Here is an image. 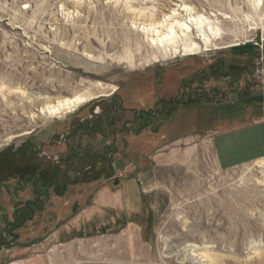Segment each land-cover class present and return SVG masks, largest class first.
Instances as JSON below:
<instances>
[{"label": "rangeland", "instance_id": "obj_1", "mask_svg": "<svg viewBox=\"0 0 264 264\" xmlns=\"http://www.w3.org/2000/svg\"><path fill=\"white\" fill-rule=\"evenodd\" d=\"M126 3L0 0V264H264V159L222 170L204 135L264 99V6L133 0L159 22L181 5L219 15L218 44H241L156 61ZM89 93L102 96L42 112ZM128 179L144 201L131 240L49 231L83 208L92 219ZM29 204L41 212L22 220Z\"/></svg>", "mask_w": 264, "mask_h": 264}, {"label": "crops", "instance_id": "obj_2", "mask_svg": "<svg viewBox=\"0 0 264 264\" xmlns=\"http://www.w3.org/2000/svg\"><path fill=\"white\" fill-rule=\"evenodd\" d=\"M255 100L248 95L242 102L249 104L239 106L233 115L214 118L211 128L204 134L209 138L216 162L222 170L264 159V99ZM225 102L226 96H223L215 105H223ZM117 187V191L107 187L102 189L98 203L103 206L99 207L98 213H93L92 219L84 217L83 208L62 221L58 236L72 234L81 239L92 228H97V233L103 236L130 239L132 235L140 234L144 228L140 214L144 201L139 187L134 179L120 182Z\"/></svg>", "mask_w": 264, "mask_h": 264}, {"label": "bare ground", "instance_id": "obj_3", "mask_svg": "<svg viewBox=\"0 0 264 264\" xmlns=\"http://www.w3.org/2000/svg\"><path fill=\"white\" fill-rule=\"evenodd\" d=\"M115 1L118 2L119 0ZM132 1L129 0L130 4H133ZM249 1L255 10L264 6L263 0ZM130 4L126 3L125 10L131 13L132 24L133 27L134 25L136 26L137 32L141 31V34L143 33L147 37L149 47L153 50V58L156 61L158 58L167 60L179 57H197L212 50L233 49L241 46V44H226L224 46L218 44V41L221 40L222 32L215 21L219 15L211 14L207 17L196 15L197 13L193 7L181 5L176 10H173L171 15L165 16L159 22L152 12L148 13L147 9H138L134 5L130 6ZM139 23H141L140 26H138ZM116 91L117 89H114L111 94ZM100 96H102V93H89L86 96H77L73 99L59 102L58 105L48 106L46 111L42 112L51 116L72 113L80 107L95 101Z\"/></svg>", "mask_w": 264, "mask_h": 264}, {"label": "trees", "instance_id": "obj_4", "mask_svg": "<svg viewBox=\"0 0 264 264\" xmlns=\"http://www.w3.org/2000/svg\"><path fill=\"white\" fill-rule=\"evenodd\" d=\"M51 181H52V180H51ZM39 198H40V196H38V200H39ZM30 205H31V206H30ZM27 206H29L30 208L32 207V209L29 211V213H25V212H24V213L20 216L22 220L31 217V215H33L34 211H35V213H36V212H41V209H37V208L33 209V207H36L34 204H29V205H27ZM78 211H79V210H77V212H78ZM77 212H74L71 216H73V215L76 214ZM56 214H57V213H56ZM71 216H69V217H71ZM69 217H68V218H69ZM68 218H67V219H68ZM67 219H66V218H65V219H62V221L64 222V221L67 220ZM22 220H21V221H22ZM29 221H31L30 218H29ZM54 222H57V225H55ZM60 223H62V222H58V219H54L53 223L50 224V228H49L50 230H49V231H50V232L55 231V230H56V229H55L56 226L58 227ZM14 226H15V228H16V230H17V229L21 228L22 225H20V224H15ZM46 235H48V234H46ZM45 237H46V236H45Z\"/></svg>", "mask_w": 264, "mask_h": 264}, {"label": "built area", "instance_id": "obj_5", "mask_svg": "<svg viewBox=\"0 0 264 264\" xmlns=\"http://www.w3.org/2000/svg\"><path fill=\"white\" fill-rule=\"evenodd\" d=\"M262 75H264L263 73H261Z\"/></svg>", "mask_w": 264, "mask_h": 264}, {"label": "flooded vegetation", "instance_id": "obj_6", "mask_svg": "<svg viewBox=\"0 0 264 264\" xmlns=\"http://www.w3.org/2000/svg\"><path fill=\"white\" fill-rule=\"evenodd\" d=\"M166 113H169V112H166ZM170 114V113H169Z\"/></svg>", "mask_w": 264, "mask_h": 264}]
</instances>
